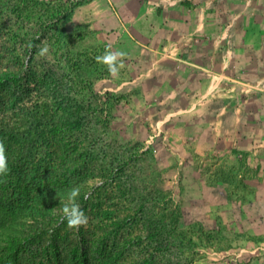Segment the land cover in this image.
<instances>
[{"label":"rangeland","instance_id":"rangeland-1","mask_svg":"<svg viewBox=\"0 0 264 264\" xmlns=\"http://www.w3.org/2000/svg\"><path fill=\"white\" fill-rule=\"evenodd\" d=\"M91 2L94 0L85 5ZM83 6L76 10L67 31L88 25L85 47L95 60L106 49L126 53L118 76L106 72L95 85L97 93H121L122 99L114 109L109 132L98 133L100 136L90 133L78 140L82 146H98L103 155L101 161L87 165L84 177L74 186L86 190L77 203L88 223L78 229L66 223L57 234L27 244L20 264H49V258L53 264H264V147L257 132L246 134L245 141L244 134L234 132L250 124L248 116L225 112L217 116L226 109L222 95L228 94V86L214 99L198 103L194 87L191 91L186 81L153 76V61L160 55L152 54V43L146 38L132 33L130 21L120 23L122 30L115 34L114 21L105 22L97 11ZM3 12L0 54L4 55L10 36L34 29L22 26L19 12ZM8 58L5 54L2 66ZM251 94L244 109L263 111L262 96ZM92 127L95 130V124ZM149 147L163 172L160 186L169 195L170 206L181 210L180 232L202 237L197 231L200 225L212 238L210 243L200 240L195 254L179 255L171 252V246L167 249L168 245L159 249L160 243L148 238L146 224L137 217L136 205L120 188L121 178L114 171L119 158L132 157L140 148ZM97 179L103 183L97 185ZM4 198L6 201L0 194V201Z\"/></svg>","mask_w":264,"mask_h":264},{"label":"trees","instance_id":"trees-1","mask_svg":"<svg viewBox=\"0 0 264 264\" xmlns=\"http://www.w3.org/2000/svg\"><path fill=\"white\" fill-rule=\"evenodd\" d=\"M86 3L0 1V11L19 12L22 26L34 29L9 37L3 53L10 58L4 66L0 54V141L10 169L0 177V194L6 197L0 201V264H20L27 244L63 229L67 222L61 219L60 206L84 177L87 165L103 156L98 146H82L78 140L109 132L122 99L121 93L95 91L109 72L85 47L88 25L67 31L78 7ZM45 44L49 52L41 56L39 49ZM41 98L47 100L38 102ZM118 161L114 171L121 178L120 188L136 205L137 217L146 224L148 238L160 243L159 249L168 245L171 252L188 256L195 254L200 240L211 242L200 225L202 237L180 232L181 210L170 206V197L160 186L163 172L152 147ZM81 187L80 193L86 194Z\"/></svg>","mask_w":264,"mask_h":264},{"label":"crops","instance_id":"crops-1","mask_svg":"<svg viewBox=\"0 0 264 264\" xmlns=\"http://www.w3.org/2000/svg\"><path fill=\"white\" fill-rule=\"evenodd\" d=\"M94 2L82 8L114 21L115 34L122 30L120 23L130 21L132 33L152 43V54L160 55L153 61L154 77L186 81L198 103L228 86L222 95L226 109L217 116H248L250 124L234 132L244 134V141L246 134L257 132L264 147V110L244 109L251 93L264 100V0Z\"/></svg>","mask_w":264,"mask_h":264},{"label":"clouds","instance_id":"clouds-1","mask_svg":"<svg viewBox=\"0 0 264 264\" xmlns=\"http://www.w3.org/2000/svg\"><path fill=\"white\" fill-rule=\"evenodd\" d=\"M110 48V46H109ZM49 52L48 46L45 44L39 49V54L41 56L46 55ZM126 53L123 51H110L105 50L103 55L96 56V61L107 65V70L112 77H117L120 68L123 66L122 57ZM9 163L7 150L2 141H0V177H4L9 172ZM97 185L102 184L101 179H97ZM80 187H73L67 194L66 202L61 205L60 211L62 213V221L67 222L69 228H79L81 225H86L88 223V217L85 211L81 208L79 203H77V198L80 195ZM90 195V193L88 194ZM87 198V196L85 197Z\"/></svg>","mask_w":264,"mask_h":264},{"label":"built area","instance_id":"built-area-1","mask_svg":"<svg viewBox=\"0 0 264 264\" xmlns=\"http://www.w3.org/2000/svg\"><path fill=\"white\" fill-rule=\"evenodd\" d=\"M176 1H178V0H172L173 3H175Z\"/></svg>","mask_w":264,"mask_h":264}]
</instances>
